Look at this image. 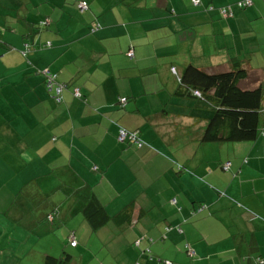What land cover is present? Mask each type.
<instances>
[{
  "label": "crops",
  "instance_id": "crops-1",
  "mask_svg": "<svg viewBox=\"0 0 264 264\" xmlns=\"http://www.w3.org/2000/svg\"><path fill=\"white\" fill-rule=\"evenodd\" d=\"M81 1L89 5L83 12ZM192 1L0 0V264H45L61 254L67 241H55L47 226L37 229L55 212L78 222L69 235L76 241L80 228L91 229L79 194L85 185L95 187L110 216H131L123 227L112 222L98 231L114 236L109 247L127 258L122 264L264 258V139L203 141L213 109L181 95L172 73L182 76L190 65L229 72L240 61L249 71L241 86H258L264 0L246 9L234 7L243 0H198V7ZM232 5L234 16L223 19L220 9ZM46 71L67 87L61 104L46 89ZM77 88L86 104L75 98ZM122 130L139 132L143 145L119 142ZM45 202L48 214L37 223L26 218ZM16 221L25 224L29 253L4 244ZM41 242L51 252L43 253ZM147 250L151 256L141 260Z\"/></svg>",
  "mask_w": 264,
  "mask_h": 264
},
{
  "label": "trees",
  "instance_id": "trees-1",
  "mask_svg": "<svg viewBox=\"0 0 264 264\" xmlns=\"http://www.w3.org/2000/svg\"><path fill=\"white\" fill-rule=\"evenodd\" d=\"M198 0H193L194 2ZM246 0L239 1L234 4V7L239 9H246L253 5V1H251V5L249 7H239L238 3L245 2ZM85 2L86 1H81ZM80 2V3H81ZM78 3V6L79 4ZM88 5V3H87ZM199 5L195 6L198 7ZM234 7L227 6L220 9V14L223 19H229L234 16ZM79 8V7H78ZM89 8V5H88ZM231 8L232 16L224 17L223 10ZM87 10V9H86ZM81 11V10H80ZM85 11V10H84ZM83 12V11H82ZM99 26L95 27L94 30H98ZM49 43L46 45L48 46ZM130 58V57H129ZM235 68L229 72H221V73H208L204 70L198 69L193 65L188 66L182 76L174 73L172 68V73L176 75L178 82L180 83L179 89L182 90L181 95H187L195 98L198 102H203L204 104H208L213 109V116L209 119L208 124L204 130L203 141L207 143H243V142H254L259 136L264 135V80L259 83L258 86L254 88H243L241 86V82L246 80L249 71L245 64L238 61L235 62ZM50 74L55 75L53 79V87L50 89L48 87V76L45 75V86L48 90V93L52 94L53 99L56 103L61 104L63 102L62 93L65 88V85L60 84L56 81L57 74L48 71ZM63 85L64 89L60 93L59 96L56 95V87L58 84ZM79 90V94H76V90ZM74 90V96L79 101L86 104V97L82 94L81 90L77 88ZM195 92H199L200 96H197ZM121 106L125 107L127 103V99H122L120 101ZM131 135L135 136V141L127 139L126 141L133 142L134 144L141 146L143 145V141L141 139V135L139 132H127ZM121 133V131H120ZM119 133V136H120ZM119 139V137H118ZM121 142V143H125ZM120 142V141H119ZM229 163L223 165V170H229ZM94 172L98 173L99 177H103L104 171H101L97 166L94 167ZM178 170L182 171V167H179ZM93 185H85L80 189V196L83 200H85V206L83 210V216L91 229L94 232H98L101 228L109 225L110 223H114L117 227L125 226L128 218L131 216L125 213H120L117 217L110 216L105 206H103L98 200ZM172 203H176V199L172 200ZM131 206H134L132 203ZM133 208V207H132ZM207 207L205 205H200V211ZM130 209V208H129ZM131 211V209H130ZM128 217V218H127ZM58 217L56 216V212L54 214L48 215L47 220L54 225L57 221ZM171 227L167 228V231L171 230ZM178 232H182L180 227L175 228ZM166 236L162 237V240H165ZM76 242V246H72V242ZM69 245L71 248L77 247V241L75 236L72 234L69 237ZM150 242H154L150 239ZM137 248L139 244L136 245ZM185 251L189 255L190 258H195V253L193 252L190 245L185 246ZM143 252V251H142ZM147 256H151L150 250L144 251L142 254V259H148ZM264 259V258H261ZM257 260H255L254 264H258ZM72 256L69 255L66 251L63 252L60 257L48 256L45 259V264H71ZM163 264H170L169 261H162ZM142 263L141 261L139 264ZM172 264V263H171Z\"/></svg>",
  "mask_w": 264,
  "mask_h": 264
},
{
  "label": "rangeland",
  "instance_id": "rangeland-1",
  "mask_svg": "<svg viewBox=\"0 0 264 264\" xmlns=\"http://www.w3.org/2000/svg\"><path fill=\"white\" fill-rule=\"evenodd\" d=\"M261 137V136H259ZM264 139V135H262V138ZM15 193H17L16 191H14ZM18 193H21V191H19ZM64 195V194H63ZM65 196V195H64ZM17 195L14 198V201L17 199ZM57 199L56 201H61L62 198H58V196H56ZM21 201V199H18L16 201V204H19ZM15 208H18L17 205L14 206ZM50 204L49 202H45L43 204L40 203H35L34 204V208L32 209V211H30L29 213H27V219L29 217L32 218L33 221H35L36 223L38 222L37 217L40 219L42 217L43 214H48V212L51 210V208L49 209ZM8 217V216H7ZM8 219V218H7ZM32 220H29L28 224L31 223ZM20 221V220H19ZM41 221V220H40ZM38 223L37 229H41L44 226L49 227L50 229H52L53 231H50L52 234H50L51 236H56L55 241L57 242H63V241H67V245L63 246L61 244V246H59V252L57 253L58 255H53L54 257H60V255L62 256L63 252H67L69 255L72 256V262L71 264H122V262L127 263V258L125 256H122L119 253V249L116 246L113 247H109V242L110 240H112L114 238V236L109 233L108 229L103 230L102 233L103 235L101 236L99 234V232H94L93 230L89 229L87 232L84 231L83 228H80L78 231V236H77V242L80 246V253L74 250H68L69 248V235L71 232H73V230L77 231V226L79 225L78 222L75 221V219H70L69 217L65 218V217H59L55 223V226H52L50 224L47 223V220H42V222ZM13 229L12 231L15 233L13 234V232L10 229V232L12 233V236L10 237L9 235H7L8 237H6V240L4 241V244L7 245V248L10 246H14L17 249H25L24 253H29V251H31V246L28 243H26L28 237L27 235L24 233L26 231V227L23 226L25 225L22 222H15L13 223ZM17 227H19L22 231H18ZM88 227V226H87ZM111 227V226H110ZM109 228L110 231L115 233V230L113 228ZM88 229V228H87ZM55 233V234H54ZM103 241H107L106 243H103ZM9 247V248H10ZM39 248H41L43 253H47V252H51L50 250H46L47 247H49V245H47L46 242H41L39 243V245L37 246ZM108 251L110 254L107 256V252ZM84 252V253H83ZM86 253H88L87 255H85ZM112 254H114V257L116 258H120L119 260H116ZM84 256V260H82ZM261 259V258H258Z\"/></svg>",
  "mask_w": 264,
  "mask_h": 264
},
{
  "label": "built area",
  "instance_id": "built-area-1",
  "mask_svg": "<svg viewBox=\"0 0 264 264\" xmlns=\"http://www.w3.org/2000/svg\"><path fill=\"white\" fill-rule=\"evenodd\" d=\"M194 4H195V6L199 5V1H195ZM250 5H251V1L250 0H246L245 2L238 3V6L240 8L243 7V6L244 7H249ZM78 7H79V9L81 11H84V10L88 9V5L85 2H81ZM232 14L233 13H232L231 8H229V10L228 9L223 10L224 17L232 16ZM128 56L130 57V59H133L134 58V52L132 50L129 51ZM173 71H174V73H176V69L175 68L173 69ZM45 75H47L48 76V79H49L48 80V87L50 89H52L53 82H54L53 79H54V76L55 75L50 74L48 71L45 72ZM63 89H64L63 85L58 84V86L56 87V95L59 96ZM75 92H76V94H79V90L78 89ZM195 94L197 96H200V93L199 92H195ZM127 139H130L132 141H135V136L134 135H131L129 133H126L125 131L122 130L121 133H120V136H119V139L118 140L120 142H124ZM71 244H72L73 247L76 246V242L75 241H73ZM257 263L258 264H264V259H258L257 260Z\"/></svg>",
  "mask_w": 264,
  "mask_h": 264
}]
</instances>
